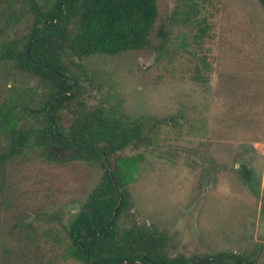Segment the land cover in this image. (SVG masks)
<instances>
[{"label":"rangeland","instance_id":"374dc122","mask_svg":"<svg viewBox=\"0 0 264 264\" xmlns=\"http://www.w3.org/2000/svg\"><path fill=\"white\" fill-rule=\"evenodd\" d=\"M156 7L145 48L76 60L79 101L148 117L149 139L121 151L128 157L119 168L127 216L166 233L168 255L236 252L261 263L264 7L259 0H156ZM27 9L25 0H0V43L28 31ZM43 92L36 76L0 62V103L12 97L36 110ZM78 105L59 106L62 126ZM41 119L29 115L22 126ZM7 144L0 134V155ZM101 173L98 164L59 163L30 149L0 161V264H82L64 257L65 226Z\"/></svg>","mask_w":264,"mask_h":264},{"label":"trees","instance_id":"16d2710c","mask_svg":"<svg viewBox=\"0 0 264 264\" xmlns=\"http://www.w3.org/2000/svg\"><path fill=\"white\" fill-rule=\"evenodd\" d=\"M32 22L21 38L0 43V62L33 74L43 88L36 110L12 97L0 103V134L8 144L0 161L34 150L46 160L83 161L102 168L78 211L65 226L64 257L82 264H264L245 253L220 252L202 257L168 255V235L127 216L131 205L119 165L125 148L149 139L148 117L130 119L79 101L84 91L73 69L91 54L114 55L148 46L157 16L156 0H25ZM264 7V0H259ZM54 36V37H53ZM76 100L78 110L67 126L58 120L64 102ZM42 114L40 124L23 127L29 115ZM65 153L61 159L53 153ZM105 163L110 167L112 184ZM248 177V170L241 168ZM246 173V174H245Z\"/></svg>","mask_w":264,"mask_h":264},{"label":"water","instance_id":"95a60500","mask_svg":"<svg viewBox=\"0 0 264 264\" xmlns=\"http://www.w3.org/2000/svg\"><path fill=\"white\" fill-rule=\"evenodd\" d=\"M54 37V36H53ZM105 167H106V169H107V173H108V175H109V177L111 178V181H112V184H113V186L115 187V182H114V180L112 179V177H111V171H110V168H109V166L105 163Z\"/></svg>","mask_w":264,"mask_h":264}]
</instances>
